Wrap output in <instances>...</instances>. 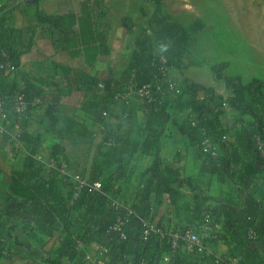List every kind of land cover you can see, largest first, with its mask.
<instances>
[{
	"label": "crops",
	"instance_id": "0c3cea01",
	"mask_svg": "<svg viewBox=\"0 0 264 264\" xmlns=\"http://www.w3.org/2000/svg\"><path fill=\"white\" fill-rule=\"evenodd\" d=\"M84 2L85 0H0V32L3 27L1 18L8 17L10 27L22 33L23 40L29 43L28 52L20 57L17 70L5 74L3 81L9 88L34 93L42 101L31 115L30 128L34 130L27 132L21 145H0V264H9L5 254L1 252L5 244L3 240L19 244L32 230L23 220L9 219L1 213L9 198L11 176L29 166L36 167L38 180L42 184H47L53 175L51 170L41 167L35 160V157L40 156L38 148L42 149L40 142L45 138L42 135L44 129L55 139L47 153L69 161L71 167L84 177H94L96 162L101 152L105 151L100 139H96L91 147H75L63 141L59 129L51 127L46 110L49 106L64 109L90 130L97 131L99 118L96 113L91 114L85 109L93 96L92 86L98 79L106 76L117 77L128 67L129 44L134 42L131 26L137 28L141 25L144 30L147 27L145 23L151 18L156 22L160 20L159 14L169 17L187 32H192L193 28H201L194 34L193 64L187 69L188 75L181 76L219 96H228L229 92L214 73L215 65H226V75L241 78L244 85L256 82L264 84V54L263 48L258 45L264 43V0H91L95 12L99 13L108 26L106 45L93 66L85 65L83 57L71 59L66 47L60 42L55 43L56 38H60V28L48 24L49 18H58L68 13L81 17ZM50 27L56 35H51ZM248 59H251V64ZM82 73L85 86L81 88L79 75ZM135 106L134 127L132 130L121 131V139L135 136L139 128L146 127L144 106L141 102H136ZM183 113L184 111H172L160 143L161 158L175 162L183 178L192 183V186L182 184L179 206L185 207L194 200L196 192L193 188L202 192L209 201L243 204L244 195L238 187L237 174L232 165L223 160L222 168H217L208 162L197 145L183 133ZM220 120L232 127V134L255 125L253 115L240 116L234 108H229L220 116ZM236 120L243 121V124L240 121L234 123ZM109 122L117 125V115H110ZM41 127L45 128L41 130ZM260 131L264 134V128L260 127ZM231 141L230 139V145ZM154 161L153 155L144 154L140 148L127 168L121 163L115 169L113 167L108 170L109 175L114 177L112 185L118 190V200L126 204L142 202L137 188L142 185V177ZM62 194L66 200L72 196L66 185ZM112 215V211L108 210L96 218V221H107ZM52 245L53 242L49 248ZM253 246L262 248L261 244ZM208 250L216 255L229 253L224 241L209 242ZM84 254H93L86 243L79 248L72 264H81Z\"/></svg>",
	"mask_w": 264,
	"mask_h": 264
},
{
	"label": "trees",
	"instance_id": "16d2710c",
	"mask_svg": "<svg viewBox=\"0 0 264 264\" xmlns=\"http://www.w3.org/2000/svg\"><path fill=\"white\" fill-rule=\"evenodd\" d=\"M156 3L159 4L158 1ZM164 17L165 23L156 22L154 18L145 23L146 33L149 31L157 40L174 44L179 57V61L173 64L175 68L190 52L189 40L169 36L170 26L177 30L182 27L169 17ZM1 19L3 20L0 32L1 49L11 54L19 63L20 57L28 52L29 43L23 40L22 33L10 27V18L3 16ZM48 24L52 27L57 25L60 28V31L58 30L60 38H56L55 43L63 44L71 59L83 57L85 65L93 66L95 64L106 45L108 26L101 19L99 13L95 12L91 0H85L83 3L81 17H77L74 13H68L58 18H49ZM137 28L141 30V33L132 29L133 39L145 33L141 29V25ZM49 31L52 36L56 35L51 27ZM149 39L152 40V38ZM129 48L128 67L117 77L110 75L98 79L92 86L94 87L93 96L87 103L89 108H85L91 114H95L99 110L107 111L110 115L114 113L117 115L118 124L110 123L109 116L107 119H101L103 130L98 127L99 131H93L71 117L64 109H55L53 106H49L46 116L51 127L58 128L62 140L75 147H91L97 139L95 137L97 132L102 137L110 133L121 140L120 148L116 153L104 147L105 151L101 152L96 162L94 177L89 178L102 182L106 192L113 199L119 198L118 190L112 185L114 177L109 175L108 170L113 167L115 169L121 163L127 168L133 162L134 155L140 148L143 149L144 154L153 155L155 161L142 177V184L146 186L141 198L142 202L134 203L137 210L143 211L146 216H150L155 211L159 217L155 214L153 218L158 220L160 225L167 227V230H171V232H180L185 229L186 221L195 220L199 211L205 207L213 212L215 223L219 227L224 244L228 247L229 253L227 254L238 258L240 264H264V198L261 197L264 196V156L257 150L253 139L255 135L264 137L260 131V127L264 128V101L257 100L259 94L264 95V84L261 83L262 85L258 87L244 85L241 78H230L226 75V65L213 66L214 73L223 81L229 92L228 96L217 95L215 97L216 100H220L218 106L222 107L223 102L229 98L230 107L237 110L240 116L249 114L255 117V125L244 127L240 132L232 134V127L223 123L224 128L216 132V140L219 135L228 136L225 142H217L218 151L221 159L229 162L237 174L236 181L244 195L243 204L240 205L232 201H209L202 192L193 188V191L196 192L194 200L185 207H180L182 184L192 186V183L183 178L175 162L161 158L160 143L172 111L181 112L189 108L193 104L194 95L190 94L188 90H182L181 93L173 96L172 102H166L162 96L158 95L152 105L142 104L147 116L146 127L139 128L135 136L121 139V131L132 130L136 117L135 104L128 105L125 101L129 88L122 77L133 74V84H135L149 69L148 58L137 45L136 39L135 42H130ZM1 61L0 55V63ZM4 75V72H0V94L6 92L29 94L26 91L13 90L5 85ZM83 75L84 73L79 75V87L81 88L85 86ZM100 83L105 86L103 92L98 88ZM227 110L221 109L217 115L221 116ZM239 121L243 124L241 120H236L234 123ZM186 134L194 137V140L191 141L193 144H199L202 141L196 128H186ZM230 139L232 140L231 145ZM36 171V167L29 166L23 171L13 174L10 178L9 198L5 201L6 204L1 213L9 219L23 220L28 225H32V230L19 244H13L4 239L5 244L1 252L5 254L9 264H72L78 255V241L89 243L91 240L87 236L92 233L91 226L94 223V217L85 218V229L78 225L77 220L70 217L69 202L62 194L65 184L59 178V172L54 170L48 183L42 184L38 180ZM193 207L194 209H192ZM237 230L255 231L258 236L256 243L261 244L262 248L246 244L243 236ZM52 242L53 245L49 248ZM161 251L171 254V264H193L194 260L198 259L197 255L187 254L183 251L172 254L168 241L167 248L163 247ZM216 256L218 255L205 252L199 258L213 264ZM45 257L47 258L45 259Z\"/></svg>",
	"mask_w": 264,
	"mask_h": 264
},
{
	"label": "built area",
	"instance_id": "2783aa9c",
	"mask_svg": "<svg viewBox=\"0 0 264 264\" xmlns=\"http://www.w3.org/2000/svg\"><path fill=\"white\" fill-rule=\"evenodd\" d=\"M158 22L165 23V17L158 14ZM130 27V26H129ZM135 31L138 28L131 26ZM137 39V45L144 51L148 58L149 69L142 78L135 84L134 75L127 74L122 79L128 84L129 93L125 98L128 105L136 102L152 105L157 96L160 95L167 102H172L173 92L181 93L183 88L194 95L193 104L184 110L182 130L185 136L193 141L192 135L186 134V128H196L202 141L197 145L199 152L207 158L208 162L220 168L223 164L217 142H225L227 135H219L216 140V132L223 129L220 116L217 112L229 109L230 103L227 98L222 107L218 106L220 100H216L217 94L210 89L198 86L190 81L176 80L172 77L173 64L179 61L178 53L174 44L164 40H157L147 31ZM168 35L177 38H187L186 30L170 26ZM149 38H152L149 39ZM149 39V40H148ZM154 39V40H153ZM1 49V46H0ZM2 61L0 72L11 74L17 70L18 63L11 55L0 50ZM253 86L262 85L260 82ZM101 92L105 89L103 83L98 85ZM257 100L264 101V95L259 94ZM42 104V101L34 93L24 92L1 93L0 94V145L11 144L20 146L24 141L31 125V115L35 109ZM96 115L99 118V128L103 130L101 119L109 118L107 111L99 110ZM219 123V124H218ZM99 131V130H98ZM100 139L101 145L116 153L120 148V141L112 134L102 137L100 133L95 134ZM254 144L259 153L264 156V137L255 135ZM36 163L41 167L58 171L59 178L71 190L72 196L67 199L70 205V217L77 220L78 225L85 229V218L94 217L92 233L87 237L91 240L86 243L93 254H84L81 264H171L172 256L162 252L163 247L167 248V241L171 253L183 251L187 254L197 255L198 259L193 264H209L202 261L199 256L205 252L209 253V242H223L219 227L215 223L212 210L202 208L195 220H187L185 229L180 232H171L154 219V212L146 216L143 211L137 210L134 204H126L109 195L102 182L93 181L75 171L69 161L60 160L52 155L48 158L35 157ZM146 186L142 184L137 189L140 198L143 197ZM194 209V207L192 208ZM111 210L113 215L107 221L98 223L96 218L102 216L106 211ZM32 227V225H30ZM243 236L248 245H256L257 234L253 230H237ZM85 242L78 241L77 252ZM161 254V256H159ZM47 257H45L46 259ZM44 260V258H41ZM213 264H240L238 258L230 254L216 256Z\"/></svg>",
	"mask_w": 264,
	"mask_h": 264
},
{
	"label": "rangeland",
	"instance_id": "374dc122",
	"mask_svg": "<svg viewBox=\"0 0 264 264\" xmlns=\"http://www.w3.org/2000/svg\"><path fill=\"white\" fill-rule=\"evenodd\" d=\"M197 29H201V28L197 27ZM197 29L193 28L192 32H187L188 36H189L190 52L186 55L187 57L185 59H183L182 62L178 63V67H175L172 70V77L176 80H180V81L184 82L183 80H185V79H183V76H181V75H185V74L188 75L187 69L189 67H191V65L193 64V57L195 55V52L193 51L194 46H195L193 40L195 38L194 34L196 33ZM137 32L140 34L141 30L138 29ZM139 36L140 35L135 37V39H137ZM135 39H134V42H135ZM258 45H260L263 48L262 53L264 54V43L258 44ZM248 60H250V64H251V59H248ZM253 68H254V66H253ZM182 90H184V89L180 88L179 91L182 92ZM177 94H178V91L173 92L172 97L177 95ZM43 128H45V127H41V130H43ZM29 130H31V128ZM33 130H34V128L31 131H33ZM43 133L44 134H42V135H44L45 138H43V142H40L42 149L38 148V150H39L38 152L40 153L39 155L41 157L48 158L50 153H47V152L49 151V148L52 146V143L55 142V139H54L53 135L51 133H48V131L46 132L45 129L43 130ZM156 216L159 217L158 213L156 214ZM214 242L215 241H213L212 243H214Z\"/></svg>",
	"mask_w": 264,
	"mask_h": 264
}]
</instances>
